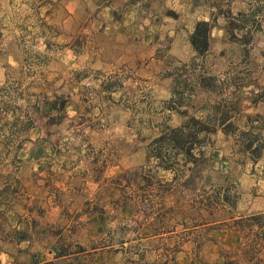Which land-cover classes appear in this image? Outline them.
<instances>
[{
  "label": "rangeland",
  "instance_id": "1",
  "mask_svg": "<svg viewBox=\"0 0 264 264\" xmlns=\"http://www.w3.org/2000/svg\"><path fill=\"white\" fill-rule=\"evenodd\" d=\"M190 118L194 156L169 151L164 171L154 141ZM11 254L264 264V0H0V264Z\"/></svg>",
  "mask_w": 264,
  "mask_h": 264
},
{
  "label": "trees",
  "instance_id": "2",
  "mask_svg": "<svg viewBox=\"0 0 264 264\" xmlns=\"http://www.w3.org/2000/svg\"><path fill=\"white\" fill-rule=\"evenodd\" d=\"M209 36H210V25L207 22H199L196 24V27L190 37V43L198 55H203L208 50L209 45ZM65 102H62L61 106L64 107ZM201 122L190 118L188 119L181 127L179 128H173V129H167L161 136L155 139L154 143H157V148H161L163 146L165 148V154L161 153H155L151 155V158L156 159L159 163L161 169L164 171L172 170L171 162L172 160L177 163V157L173 158L171 157L168 152L176 151V154L179 153L183 155L185 158V163L187 161L189 162L191 158H193V145L189 142L187 143V139L192 136V133L198 134L200 132H203L205 129H202ZM200 125V127H196ZM197 128V129H196ZM193 130H196V132H193ZM178 152V153H177ZM222 202H228V200H225V198L222 199ZM253 221V226H259V221L262 218V214H256L250 217ZM242 219L235 220V224L239 226L242 221ZM240 227V226H239Z\"/></svg>",
  "mask_w": 264,
  "mask_h": 264
},
{
  "label": "crops",
  "instance_id": "3",
  "mask_svg": "<svg viewBox=\"0 0 264 264\" xmlns=\"http://www.w3.org/2000/svg\"><path fill=\"white\" fill-rule=\"evenodd\" d=\"M21 244L27 243L26 241H20ZM2 264H52L57 261V259H51V260H46L45 262H40L34 258L33 256H19V254H11V255H6L5 258L2 259ZM10 262V263H9Z\"/></svg>",
  "mask_w": 264,
  "mask_h": 264
}]
</instances>
